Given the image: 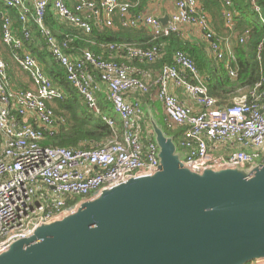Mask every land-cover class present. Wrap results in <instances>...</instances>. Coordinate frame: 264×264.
Returning <instances> with one entry per match:
<instances>
[{
    "label": "built area",
    "instance_id": "1",
    "mask_svg": "<svg viewBox=\"0 0 264 264\" xmlns=\"http://www.w3.org/2000/svg\"><path fill=\"white\" fill-rule=\"evenodd\" d=\"M4 5L1 42L20 71L31 82L30 89L9 83L10 65L0 51V253L13 242L28 237L35 227L59 220L101 191L128 179L150 175L158 168L157 146L142 141L138 123L144 120L139 100L128 94L146 93L149 74L129 62L153 63L162 54L158 47L138 49L129 45H109L111 57L90 50H70L44 23L47 13L89 33L92 23L114 27L143 28L155 35L198 30L215 58L223 57V43L214 36L209 15L200 0H172L169 21L144 10L135 13L129 2L119 0H0ZM231 6L229 0H221ZM255 11L259 7L250 0ZM21 22L13 25L11 11ZM224 28L233 25L230 9L223 12ZM36 28L47 52L64 69L66 81L83 98L89 109L101 114L112 129L121 127L103 143L90 148L46 147L40 143L44 131L57 130L63 119L50 104L64 90L56 85L42 63L30 51ZM226 41V42H225ZM224 45L229 46L225 40ZM242 42L243 39L241 38ZM260 50V46L257 48ZM157 100L168 127L182 128L178 140L184 164L200 172L210 166H238L246 169L264 164V76L233 104L219 108L208 96L203 76L193 60L181 51L174 53V64L165 65L159 74ZM182 88L191 104L181 102L171 91ZM103 90L116 118L102 114L96 93ZM250 97V98H249ZM119 122V123H118ZM248 264H264V259Z\"/></svg>",
    "mask_w": 264,
    "mask_h": 264
},
{
    "label": "water",
    "instance_id": "2",
    "mask_svg": "<svg viewBox=\"0 0 264 264\" xmlns=\"http://www.w3.org/2000/svg\"><path fill=\"white\" fill-rule=\"evenodd\" d=\"M165 25L169 16L159 18ZM218 106V103L216 102ZM158 168L38 225L0 264H248L264 259V164L187 167L151 117Z\"/></svg>",
    "mask_w": 264,
    "mask_h": 264
},
{
    "label": "trees",
    "instance_id": "3",
    "mask_svg": "<svg viewBox=\"0 0 264 264\" xmlns=\"http://www.w3.org/2000/svg\"><path fill=\"white\" fill-rule=\"evenodd\" d=\"M119 1L129 2L132 5V11L135 13L141 12L147 3V0ZM229 1L231 6L228 7L221 0H201L202 7L209 11L214 25L216 24L217 35L226 37L229 41L228 47L223 43V57L220 59L207 56L203 47L189 43L180 33L155 35L147 29L123 27L117 19L114 20L115 25L112 28L92 23V29L89 33L74 27L69 22L55 18L50 13L45 15L44 23L59 40L67 41L70 50L87 49L96 54H101L104 58H112L124 63L126 60L123 58L111 57L112 52L108 49L109 45H129L138 49L160 48L162 54L153 63L137 60L129 62L133 67L151 73V82L148 83V91L144 94L147 95V100L155 101L156 99L158 105L160 103L157 100L158 85L156 80L165 65L174 64V53L181 51L188 55L199 69L208 96L215 99L219 108H225L233 104L235 97L252 90L264 76V0H254L259 11L254 10L250 0ZM74 4V0H67L70 9L73 8ZM226 9H230L233 13V25L230 29L224 28L223 12ZM11 14L17 35H20L21 22L15 10H12ZM32 30L34 40L29 43V46H31L32 53L42 62L46 56L51 55L45 49V43L39 31L36 28ZM241 38L243 39L242 42L240 41ZM259 46L260 50L258 51ZM1 54L5 59L6 57L2 52ZM43 67L53 82L64 90V95L61 98H55L50 104L54 114L62 118L63 121L57 130L44 131L40 143L42 146L71 149L90 148L103 143L114 133L118 135L121 133V127L112 129L102 120L101 114L89 109L77 91L70 87L66 81L64 69L54 59L50 64H43ZM10 76L9 83L11 85L24 90L31 88L29 81L23 82L13 74ZM96 95L101 113L103 114V106H107V115L116 118L106 95H101L100 92H97ZM153 104L157 106L155 102ZM163 117H165L164 113H160L158 122L165 132L170 133L169 127L167 128L165 125V120L163 122ZM170 129H175V136L182 132L180 127H171ZM176 144L179 148L178 141Z\"/></svg>",
    "mask_w": 264,
    "mask_h": 264
},
{
    "label": "crops",
    "instance_id": "4",
    "mask_svg": "<svg viewBox=\"0 0 264 264\" xmlns=\"http://www.w3.org/2000/svg\"><path fill=\"white\" fill-rule=\"evenodd\" d=\"M74 2L76 3V0H74ZM200 2H201V0H200ZM171 8H172V0H147V3H146V5H145V7H144V9L142 11L148 10L149 12H152L156 16L162 17L164 15L169 16V13L171 12ZM3 11H4V5L0 1V26H1V22H2V13H3ZM205 11L209 15L211 27H212L213 32H214V36L217 37L219 39V41H221L222 43H225L226 42L225 40H227L226 37L217 35L216 29H215L216 24L214 25L213 19L211 17V14L209 13V11L208 10H205ZM180 34L189 43L200 45L201 47H203L205 49V51H206V55L207 56H212L213 55L211 53L210 49H209V46H210L209 45V41H205V39L203 38L202 33L200 31L185 28L184 31H182ZM28 47H29V49L31 51V48H30L31 46H29V43H28ZM5 48H6V46H5ZM41 49H44V47H41ZM45 49H46V46H45ZM3 55H4V57H6L7 61L9 62V65H10L9 77H11L10 75L13 74L16 78L21 79L22 81H24V74L25 73L19 70V68L17 67L16 63L13 61V59L11 57V54L8 51V49H7V51H5V53H3ZM41 63H42V65L43 64H50V62H48V60H47V56H46V59L42 60ZM13 68L14 69L17 68V70H19V73L22 74V75H19V73L17 71H14ZM148 73H149L148 83L150 84V82H151V73L149 71H148ZM27 79L29 81V77H27ZM24 82H26V81H24ZM30 85H31V82H30ZM15 87H18V86H15ZM171 91L178 97V99L181 102H183L185 104H191V102L187 99V97H186V95L184 93V90L182 88L172 87ZM126 98H127V100H131V101L132 100H139L141 102L142 107H143V112H144V120H142V121H140L138 123L139 134L141 135L142 141L145 142L147 139H150V138L153 141L152 130H151V127L149 125V120L148 119L151 117L153 120H155L161 126V124L158 122L159 114L160 113H164L161 104L158 105L156 99H155V101L154 100H147L148 99L147 95L145 96V94H143V93H138V94H135V95L128 94ZM153 102H155L157 104V106H155L153 104ZM164 120H165V125L167 126V121H166L165 117H163V122H164ZM167 128H168V126H167ZM170 128L171 127L168 128L170 133H167V132H165V130L162 127L164 132L167 135L172 136L174 138L175 142L177 143V141L179 139H181L182 134H181V132H179V134H177V136H175L176 135L175 134V132H176L175 129H170Z\"/></svg>",
    "mask_w": 264,
    "mask_h": 264
},
{
    "label": "rangeland",
    "instance_id": "5",
    "mask_svg": "<svg viewBox=\"0 0 264 264\" xmlns=\"http://www.w3.org/2000/svg\"><path fill=\"white\" fill-rule=\"evenodd\" d=\"M0 50H1V52L2 53H5V51H7V49L5 48V46L4 45H2V43H1V38H0ZM52 56H47V60H48V62H50L51 63V61H52ZM5 60H7L6 58H5ZM14 69V68H13ZM14 71H17L18 73H19V70H17V68H15L14 69ZM16 72V73H17ZM19 75H22V74H20L19 73ZM24 81H28V79H27V76L24 74ZM23 81V82H24ZM100 92V94L102 95V94H105V92L103 91V90H101V91H99ZM106 100V99H105ZM107 101V100H106ZM102 112H103V114H107V106H103V108H102ZM116 119L118 120V117H116ZM153 142L155 143V145H156V138L154 137L153 138ZM158 148V147H157Z\"/></svg>",
    "mask_w": 264,
    "mask_h": 264
}]
</instances>
